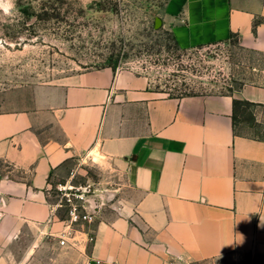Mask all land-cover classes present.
Here are the masks:
<instances>
[{
	"label": "crops",
	"instance_id": "crops-1",
	"mask_svg": "<svg viewBox=\"0 0 264 264\" xmlns=\"http://www.w3.org/2000/svg\"><path fill=\"white\" fill-rule=\"evenodd\" d=\"M162 15L181 49L236 37L264 53V0H170ZM236 100L264 105V86L168 97L139 73L106 67L37 87L24 108L0 112V264L42 263L44 236H63L72 264L233 254L264 264V140L236 133ZM88 160L111 169L117 186L97 187L115 200L91 235L70 233L52 221L51 179Z\"/></svg>",
	"mask_w": 264,
	"mask_h": 264
},
{
	"label": "rangeland",
	"instance_id": "rangeland-1",
	"mask_svg": "<svg viewBox=\"0 0 264 264\" xmlns=\"http://www.w3.org/2000/svg\"><path fill=\"white\" fill-rule=\"evenodd\" d=\"M169 1L0 0V112L24 108L37 87L59 86L78 73L110 66L145 76L151 89L168 97L233 95L247 85L264 86V53L243 47L236 37L191 49L178 47L163 22L162 11ZM235 119L236 133L264 140V105L238 100ZM111 174L95 160L68 163L51 179V208L65 193L81 194L94 225L100 214L110 213L115 200L111 193L100 197L97 187L102 181L114 185ZM70 198L78 204L73 194ZM52 221L66 228V207L56 208ZM88 228L74 230L89 232ZM42 243L39 264L77 262L68 246L48 236ZM179 264L258 263L233 254Z\"/></svg>",
	"mask_w": 264,
	"mask_h": 264
},
{
	"label": "built area",
	"instance_id": "built-area-1",
	"mask_svg": "<svg viewBox=\"0 0 264 264\" xmlns=\"http://www.w3.org/2000/svg\"><path fill=\"white\" fill-rule=\"evenodd\" d=\"M63 188V187H60ZM74 187H71L69 190H74ZM62 190V189H60ZM63 190H66L63 188ZM76 190V189H75ZM78 192L80 191V189H77ZM70 194H73L77 200H78V204L72 202V199L70 198ZM65 193L64 194V198L61 199L60 204L56 207H66L67 210V216H68V227L70 229V233L75 229L76 226H89L88 234L92 233V226H93V222H94V216L93 214L89 211L87 212L86 207L83 205V202L87 201L85 200L84 196L81 194H77L75 195L74 193ZM55 209H52V217L55 215ZM75 231V230H74ZM50 236H53L52 234H50ZM59 238V243L60 245H64L66 243V239L61 236L58 237ZM93 239L90 238V241H92Z\"/></svg>",
	"mask_w": 264,
	"mask_h": 264
},
{
	"label": "trees",
	"instance_id": "trees-1",
	"mask_svg": "<svg viewBox=\"0 0 264 264\" xmlns=\"http://www.w3.org/2000/svg\"><path fill=\"white\" fill-rule=\"evenodd\" d=\"M101 4V3H100ZM100 10H105V8H101ZM111 67V66H110ZM113 68V67H112ZM185 96H193V95H184V94H182V96L181 97H185ZM237 103H238V100H236L235 102H234V104H235V108H236V105H237ZM62 221H64L65 219H61Z\"/></svg>",
	"mask_w": 264,
	"mask_h": 264
},
{
	"label": "water",
	"instance_id": "water-1",
	"mask_svg": "<svg viewBox=\"0 0 264 264\" xmlns=\"http://www.w3.org/2000/svg\"><path fill=\"white\" fill-rule=\"evenodd\" d=\"M92 208H93L94 212H97L98 208H97V204H95V202H93Z\"/></svg>",
	"mask_w": 264,
	"mask_h": 264
}]
</instances>
